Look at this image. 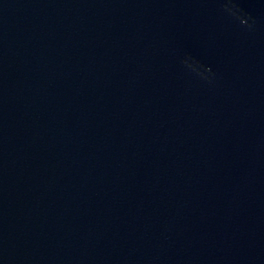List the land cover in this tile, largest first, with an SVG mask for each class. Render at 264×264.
<instances>
[{
    "label": "water",
    "instance_id": "water-1",
    "mask_svg": "<svg viewBox=\"0 0 264 264\" xmlns=\"http://www.w3.org/2000/svg\"><path fill=\"white\" fill-rule=\"evenodd\" d=\"M0 264H264V0H0Z\"/></svg>",
    "mask_w": 264,
    "mask_h": 264
}]
</instances>
